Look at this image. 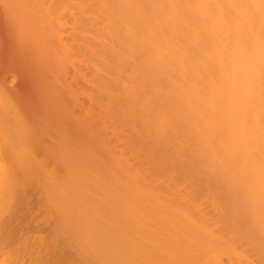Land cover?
I'll list each match as a JSON object with an SVG mask.
<instances>
[{"label":"bare ground","instance_id":"6f19581e","mask_svg":"<svg viewBox=\"0 0 264 264\" xmlns=\"http://www.w3.org/2000/svg\"><path fill=\"white\" fill-rule=\"evenodd\" d=\"M76 1L0 0V264H264V0L101 2L120 35L107 32L119 37L116 63L136 59L135 81L167 109L161 120L191 140L179 176L199 196L216 192L210 213L182 208L183 189L147 193L123 148L110 146L105 119L95 133L84 71L94 3ZM94 144L109 152L117 194L101 200L104 212L82 210L77 195L80 148Z\"/></svg>","mask_w":264,"mask_h":264},{"label":"rangeland","instance_id":"374dc122","mask_svg":"<svg viewBox=\"0 0 264 264\" xmlns=\"http://www.w3.org/2000/svg\"><path fill=\"white\" fill-rule=\"evenodd\" d=\"M75 2V0H73ZM104 1V0H91L90 2L91 3H94L92 5L93 7V18H92V21H93V29L96 31L94 35V39L92 41V43H94L92 49L94 50V55H93V58L92 60H94V64L92 62V68L88 71H86L87 69H85L84 71L85 72H88V77L91 79V83H92V86L93 87L91 89L90 87V92L91 95L93 96L92 97V105L93 106V110H95V112L92 110V112H94L93 114V123L94 125L96 126L95 128V133H97V135L99 134V132L101 133V127H102V121H104L105 119V125L103 126H106V129L105 131H110L112 129V131H110L109 135L108 133H106V135L108 136V141L109 143L111 142L112 144H110L111 147H116V146H119V147H116L118 149V151L120 153H123L124 151V156L127 157L126 160H128V165H129V168L131 169L130 172L132 171L131 174L135 175V177L137 176L136 180H138L141 184H144L146 185L145 187V190L147 191L148 193V190L149 192H151V190L153 191L154 189H156L157 191H160L163 187H165V192L168 191V193L166 194L169 195L172 193V195H176L174 197H183V193L184 191L181 193V191H179V189H183L185 190V193H184V197L182 199L184 200H178L177 202L180 201V205L182 203V208H185L187 210H191L192 207L195 208V210H197L198 212V208H200L199 211H203V212H206V213H210L211 210H213V212L215 211L214 208L216 209L219 204H218V201L219 200H216L215 198L217 197V195L214 193V191L212 192V194L209 196V193L208 195H206L205 197L204 194H201L199 196V194L197 195L196 194V191L198 193L199 190H195V184L192 185V182H193V179H192V182L190 183V178L188 181L186 178L185 179H182L184 178L182 176L183 173H179L181 172L182 169H180L181 167L180 164L178 165V163H184L183 161V156L185 155V151H184V148L189 150L190 148H192L193 146L191 145V140H189L190 143L187 144V141H183V140H186L187 137H183L182 134L180 135L179 133V137L177 135V133H174L170 131L169 128H173V127H168V125L162 121L165 119L161 118L162 117L160 115L159 117V114L160 113H164L165 112L167 113V109H162L161 107H156L157 105V101L155 100L154 101V97L153 95H150L152 94L151 90H149V88H147L146 86L142 85L138 80V74L139 71L138 69L140 68L139 67V63L136 62L135 58L134 57H129V61L126 60V65L124 67V65L120 66L118 63H116L117 61V58L115 55H121L122 56V53H121V49L119 47V33H117V31L115 32V29L114 27L112 26L113 24L111 23L113 19H111L110 15L108 14V17L105 13V11H103V8L101 6V2ZM78 2V0L76 1ZM80 2V1H79ZM105 14H104V13ZM103 16V17H102ZM105 16V17H104ZM108 20H107V19ZM160 17H156L154 20H159ZM96 21H95V20ZM104 19V20H103ZM102 21V22H101ZM105 21V22H104ZM96 22V23H95ZM101 22V23H100ZM104 22V23H103ZM99 25H98V24ZM106 23V24H105ZM109 23V24H107ZM111 23V24H110ZM104 25V26H103ZM106 26V27H105ZM108 26V27H107ZM104 27V28H103ZM106 28V29H105ZM110 29V31H108V29ZM158 29V30H157ZM157 29H155L153 31V35H151L152 37H155L158 39L159 34L162 35V29L159 30V28L157 27ZM158 31V32H157ZM94 32V31H93ZM104 32V33H103ZM112 32L113 35L118 34L117 36H119L117 39L115 38V36L112 35L111 37V34H107ZM156 32V33H155ZM95 36L97 38H95ZM100 37V38H99ZM107 38V39H106ZM115 38V40L113 39ZM103 40V41H102ZM106 40V41H104ZM179 40V39H178ZM177 40V41H178ZM108 41V43H106ZM181 40H179V45H184L183 42H180ZM102 42V43H101ZM118 42V43H117ZM110 43V44H109ZM104 44V45H102ZM107 44V45H106ZM117 44V45H116ZM110 45V46H109ZM113 45V47H112ZM116 45V46H115ZM103 50H102V48ZM98 49V50H97ZM106 49L107 53L105 54L106 51H104ZM117 49V50H116ZM102 51L100 52V54L98 53V51ZM114 50V51H113ZM119 50V51H118ZM104 51V52H103ZM109 52V53H108ZM116 52V53H115ZM97 55H96V54ZM103 53V55L101 54ZM121 53V54H119ZM105 55V59L107 60V62H103V61H106L104 60L103 56ZM117 55V56H118ZM109 56V57H108ZM113 56V57H112ZM102 57V58H100ZM114 58V59H113ZM95 59H96V63L95 62ZM116 59V60H115ZM162 59V58H161ZM113 60V62H112ZM115 60V62H114ZM160 60V58H159ZM110 61V62H109ZM102 62V63H101ZM112 62V63H111ZM134 62V63H133ZM159 62V61H158ZM108 63V64H107ZM130 65V67L127 65ZM160 63H161V60H160ZM113 64V65H112ZM116 64V65H115ZM119 67H118V65ZM136 64V65H135ZM115 65V66H114ZM98 66V69L100 67L99 70H102V71H98L96 68ZM108 66V67H107ZM132 66V67H131ZM138 66V67H137ZM83 67V66H82ZM95 67V69H94ZM122 67V70L121 68ZM85 68V67H83ZM120 70H119V69ZM130 68V69H129ZM110 69V70H109ZM114 69H115V72H114ZM137 69V70H136ZM94 70V71H93ZM109 70V71H108ZM107 71V72H106ZM138 71V72H136ZM106 73L108 75H106V78L105 75ZM110 72V73H109ZM123 72V73H122ZM102 73V74H101ZM138 74V75H137ZM102 76V77H101ZM112 76V77H111ZM114 76V77H113ZM116 76V77H115ZM123 76V77H122ZM134 76V77H133ZM136 77V78H135ZM104 78V79H103ZM114 78V79H113ZM119 78V79H117ZM132 78V79H131ZM116 79V80H115ZM136 79H138L137 81H135ZM108 80V81H107ZM113 80V81H112ZM79 85L81 84V79H79ZM111 81V82H110ZM135 82V84H134ZM141 84L139 86V84ZM103 83V84H102ZM129 83V84H128ZM133 83V84H131ZM126 84V85H124ZM138 84V85H137ZM82 85V84H81ZM134 85V86H133ZM104 86V87H103ZM129 86V87H127ZM144 86V87H143ZM124 87V88H123ZM143 89H142V88ZM139 88V89H138ZM144 88H147V89H144ZM134 89V90H133ZM141 89V90H140ZM102 90V91H101ZM131 90V91H129ZM142 91V92H141ZM150 94H149V92ZM121 92V93H120ZM144 92V93H143ZM146 92V94H145ZM136 93V94H135ZM107 94V95H106ZM129 94V96H128ZM143 94V95H141ZM123 95V96H122ZM141 97H140V96ZM149 95V96H148ZM142 96H145L144 98ZM101 97V98H100ZM120 97V98H119ZM151 97V99H153V104L151 101V99H149ZM153 97V98H152ZM119 98V99H118ZM140 98H142L143 100L146 101L147 99V102H144V101H141ZM117 99V100H116ZM95 100V101H94ZM126 100V101H125ZM150 100V102H149ZM128 101V102H127ZM139 101V102H138ZM142 103H141V102ZM95 102V104H94ZM134 102V107H133V103ZM138 102L139 104L141 103L143 107L139 108L138 106H135V104L137 105ZM99 104V105H98ZM102 104V105H101ZM140 104V105H141ZM144 104H146L144 106ZM104 105V106H103ZM132 105V107H131ZM155 105V106H154ZM154 106V108L152 107ZM101 107V108H100ZM109 107V108H108ZM124 107V108H123ZM132 109H131V108ZM137 107L139 109H137ZM156 108H159V110L157 111ZM102 108H105V110ZM110 109V110H109ZM131 109V110H130ZM144 109V110H143ZM163 112H161L162 110ZM152 112H150V111ZM157 112H156V111ZM165 110V112H164ZM100 111V112H98ZM113 111V113H112ZM145 111V112H144ZM148 111V112H147ZM104 112V114H103ZM116 112V113H115ZM124 112V113H123ZM129 112V113H128ZM138 112V114L140 115V119H139V115H137L136 113ZM144 112V113H142ZM147 112V114L145 115V113ZM150 112V114L148 115V113ZM156 112V113H155ZM160 112V113H158ZM112 113V114H111ZM115 113V114H114ZM120 113V114H119ZM135 113V114H134ZM158 113V114H157ZM97 116H96V115ZM100 114V116H99ZM144 114V116L142 115ZM154 114V115H152ZM102 115V116H101ZM106 115V117H105ZM109 115V116H108ZM126 115V116H125ZM136 115L138 116L136 118ZM142 115V116H141ZM113 116V117H112ZM104 117V118H103ZM113 119H112V118ZM126 117V118H125ZM129 117V119H128ZM94 118H96L97 120H95ZM101 118V119H100ZM116 118V119H115ZM122 118H123V121H122ZM125 118V119H124ZM156 118V120H155ZM160 118V119H158ZM107 119V120H106ZM115 119V120H114ZM112 120V122H111ZM129 120V121H128ZM148 120V121H147ZM155 122H154V121ZM159 120V121H158ZM164 125L166 126H160L162 125V123H160L161 121ZM101 121V122H100ZM98 122H100V125L98 124ZM153 123L154 124H150V123ZM159 123V124H158ZM98 124V125H97ZM104 124V122H103ZM111 124V125H110ZM132 124V125H131ZM157 124V126H156ZM109 125V126H108ZM140 125V126H139ZM94 126V127H95ZM98 126H100L98 128ZM133 126V127H132ZM147 126V127H146ZM159 126V127H158ZM207 124L206 125H203V127L201 128H206ZM109 127V129H107ZM115 127V128H114ZM140 127V128H138ZM98 129V131H97ZM103 129V127H102ZM144 130V131H143ZM114 131V133H113ZM116 132L117 135H119V137H117L116 135ZM162 132V133H161ZM102 133H103V130H102ZM113 133V134H112ZM163 133L165 134V136L163 137ZM168 135H167V134ZM161 134V135H160ZM169 135H172L174 136L172 138V136H169ZM176 135V136H175ZM105 136V134H104ZM113 136V137H112ZM109 137H110V140H109ZM166 137V138H165ZM177 137V138H175ZM182 137H183V140H182ZM134 138V139H133ZM140 138V139H139ZM161 138V139H160ZM120 139V140H119ZM151 139V140H150ZM164 139V140H163ZM181 139V140H180ZM144 140V141H143ZM180 140V141H179ZM136 143H135V142ZM125 142V143H124ZM132 142V143H131ZM157 142V144H156ZM163 142V143H161ZM165 142V143H164ZM95 143V142H94ZM97 143V141H96ZM118 143V144H117ZM123 143V144H121ZM159 143V144H158ZM181 143V144H180ZM182 143H185V146L188 145V147L186 148L184 146V144ZM115 144V145H113ZM117 144V145H116ZM131 144V145H130ZM149 144V145H148ZM161 144V145H160ZM178 144V145H177ZM113 145V146H112ZM152 145V146H150ZM164 145V146H163ZM96 146V147H95ZM98 145H93L92 148L90 149L89 152H87L86 149H83V148H80V157L78 159V164H77V176H76V188H77V195H78V199H87V202L86 203H82L80 204V208L84 211H88L89 209H93V208H100V211L99 212H104V207L102 205V201L107 197V196H116L117 194L115 192L112 191L111 187H112V183H111V180H112V170L110 168L111 166V158H109V156L107 155L109 152L107 151V154H106V150H103L101 147L100 148H97ZM155 146V147H154ZM159 146V147H158ZM161 146V147H160ZM178 146V147H177ZM181 146V147H180ZM184 146V147H183ZM94 147V148H93ZM99 147V146H98ZM131 147V148H130ZM97 148V149H96ZM123 148V150H122ZM175 148V149H174ZM178 148V149H177ZM183 148V149H182ZM201 148H205L204 147H201ZM93 149V151H92ZM101 149V150H100ZM159 149V150H157ZM169 149V150H167ZM171 149V150H170ZM95 150V151H94ZM98 150V151H97ZM110 150V149H109ZM164 150V151H162ZM184 152H182V151ZM186 150V151H187ZM161 152L160 154H162L163 152H168V151H172L173 155L169 152L168 153H163V155H160L158 154L159 152ZM184 155H183V154ZM157 154V155H156ZM167 154H169L170 158L168 159ZM111 155V154H110ZM160 155V156H159ZM174 158L175 156V160L171 157ZM176 155H178L176 157ZM183 155V156H182ZM107 156V157H105ZM182 156V157H180ZM187 156V154L185 155ZM105 157V158H104ZM158 157V158H157ZM180 157V158H179ZM158 160H157V159ZM159 158H162V159H159ZM164 158V159H163ZM165 158H167V162L165 160ZM178 158V159H176ZM182 158V159H181ZM185 157L184 159L185 160H189V158ZM110 159V161H109ZM173 160L172 163L168 160ZM181 159V160H180ZM144 161V162H143ZM161 163H159V162ZM176 161V162H175ZM180 161V162H179ZM183 161V162H182ZM166 162V164H165ZM168 162L170 164H168ZM173 162H175L176 165H173ZM130 163L132 165H130ZM186 163V161H185ZM147 164V165H146ZM160 164V165H158ZM161 165H163L161 167ZM169 165V166H168ZM178 165V166H177ZM203 166H205L204 164H202ZM201 165V166H202ZM165 166V167H164ZM168 166V167H167ZM175 166H177L175 168ZM112 167V166H111ZM168 168V170H166ZM174 168V169H173ZM183 168V167H182ZM115 169V168H114ZM126 169H128V166L126 167ZM180 169V170H179ZM163 170V172H162ZM179 170V171H177ZM138 171V172H137ZM115 172H121V171H115ZM169 172V173H168ZM178 172V173H177ZM135 173V174H134ZM181 174L182 178L179 176ZM132 175V176H133ZM141 175V176H140ZM178 176V177H177ZM134 177V176H133ZM181 180H180V178ZM193 177V176H192ZM191 177V178H192ZM145 178V179H144ZM135 179V178H134ZM142 179V180H141ZM180 180V182H179ZM182 180L183 183L182 184ZM185 180V181H184ZM158 183V184H157ZM179 183V184H178ZM190 183V184H189ZM194 183V182H193ZM196 183V182H195ZM148 185V186H147ZM158 186V189L156 186ZM163 185V186H161ZM179 185V186H178ZM189 185V186H188ZM191 185V186H190ZM161 186V187H160ZM186 186V187H185ZM198 185H196L197 187ZM159 187L161 189H159ZM177 187H178V193L180 192V194L177 193ZM181 187V188H180ZM185 187V189H184ZM166 188H168L166 190ZM187 189V190H186ZM155 190V191H156ZM154 191V192H155ZM163 191V190H161ZM170 191V193H169ZM187 191V192H186ZM190 192V194L188 193ZM201 192V190H200ZM188 193V195H187ZM206 194V193H205ZM216 197L214 198L213 196ZM172 195H169L168 197L169 198H173ZM179 195V196H178ZM171 196V197H170ZM198 196V197H197ZM212 196V197H211ZM168 197L167 200H168ZM219 197V196H218ZM217 197V198H218ZM151 198V197H150ZM151 199H154L153 197ZM151 199L147 200L146 202L148 204H150L148 201L152 202H155V203H159L157 201L159 200H155L154 201H151ZM177 199V198H176ZM180 199V198H179ZM214 199V200H213ZM102 200V201H101ZM188 202H187V201ZM173 201V199H169V202ZM183 201V202H181ZM217 201V202H215ZM162 202V201H161ZM167 202V201H166ZM167 202V203H169ZM215 202V203H213ZM166 203V204H167ZM175 203V202H174ZM187 203V204H186ZM160 204V203H159ZM213 204V205H212ZM218 204V205H217ZM158 205V204H157ZM191 206V208H190ZM216 206V207H215ZM214 207V208H213ZM193 208V210H194ZM219 209V208H218ZM194 210V212H195ZM189 211V212H190ZM193 212V213H194Z\"/></svg>","mask_w":264,"mask_h":264}]
</instances>
